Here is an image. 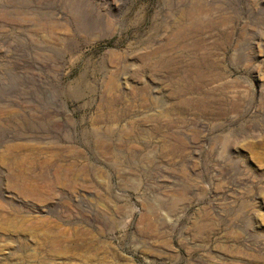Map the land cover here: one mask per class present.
Masks as SVG:
<instances>
[{
  "label": "rangeland",
  "instance_id": "374dc122",
  "mask_svg": "<svg viewBox=\"0 0 264 264\" xmlns=\"http://www.w3.org/2000/svg\"><path fill=\"white\" fill-rule=\"evenodd\" d=\"M177 26L180 99L134 73ZM0 264H264V0H0Z\"/></svg>",
  "mask_w": 264,
  "mask_h": 264
},
{
  "label": "bare ground",
  "instance_id": "6f19581e",
  "mask_svg": "<svg viewBox=\"0 0 264 264\" xmlns=\"http://www.w3.org/2000/svg\"><path fill=\"white\" fill-rule=\"evenodd\" d=\"M184 18L185 17L183 16L182 12L176 13V15H174L170 19L168 27H173V26H176V25H180L181 23H183ZM196 25L197 24H194L193 26L189 27L188 29L191 28V31L195 30L196 29ZM198 27H200V25ZM186 31L187 30L185 28H182L181 26H177V28L174 31H172V32H170V34H168V35L172 36V39L174 37V41L172 40V42L174 43L175 46L173 45L174 46L173 49L170 50L172 53H166L165 56H163L162 59L154 60V62L152 64V63H150L151 61H148L147 59L154 58L158 52L165 53L163 51V49L167 45L165 44L166 46H162V47H159V48H158V46H156L158 48V50L160 49V51H156L155 53H153L157 49L156 48L155 50L152 51V53H148V55H145L147 53L146 52L143 56H141L143 58L141 60L142 63L139 66L140 68H138V70H136L134 72L135 76H137V77L142 76L146 71L150 72L152 75H156V76L158 75L161 78L165 77V80L162 79L163 80L162 81L160 79V81L164 82V84L168 87L169 96H171V97L174 96V97L179 98V99H180V97L183 98V96L185 95V91L188 88V85L186 87V83L184 82L183 76L182 75H179V76L177 75V76L169 77L168 75H165V74L169 71V69L172 71V69L170 67V66H172L171 65L172 63L175 64L174 67L175 66H179L182 63V62L179 63V62H177V60H175V56H177V54H175V53H176V49L178 47L177 46L178 43L181 44V42H179V41H182V39H183L182 36L184 34L187 35V34L190 33V32L186 33ZM191 33L194 35L193 32H191ZM168 44H170V41H169ZM159 45L161 46V44H159ZM168 46H170V45H168ZM166 48H168V47H166ZM149 52H151V50ZM141 57H140V59H141ZM171 57L174 58V61H171L172 59L170 60ZM178 60H179V58H178ZM146 61H148V63ZM190 64H193L192 65L193 67H201L202 64H205V65L207 64V66H209V67H215V66L218 67L216 61H214L213 59H208L205 54L202 55V58H201L200 61L198 60V61L192 62ZM190 64H188V65H190ZM193 70H195V69H193ZM177 72H178V70H177ZM203 73L201 74L202 77H203ZM170 74H171V72H170ZM205 74H206V72L204 73V75ZM174 75H176V74H174ZM207 76H208V78H210L209 75H207ZM198 77L199 76H197V78H196L197 80H198ZM186 82H190V80H187ZM150 86H151V84L149 82H143V85L141 87H137L136 85H134L132 87L131 91H125V87L123 85V82L122 81H119V82L117 81V83H116V91L123 98L124 101L125 100H126V102L127 101L128 102L131 101V103H132L131 105H136L137 102H138L139 104H137V106L140 105L141 107L149 109V111L144 114L143 121L152 122V123H163L165 121L173 120L174 118H176L177 116L175 114L177 113L176 109H177V107H179L178 106L179 102L177 101L174 104H172L171 107H168V104H167V102L164 99L155 96L153 94V92H151L152 89H151V91L149 90ZM157 108H161V110L159 112H156V113L152 112L153 110H156ZM119 109L121 110L120 112H117L114 115L111 114V117L108 119L109 121L120 120L125 115L129 114L127 109H123V108H119ZM168 147L169 146H167V143H163L161 145V151L163 153H169V149L170 148H168ZM71 163L72 162L65 163L62 167H60L59 170H63L64 173H66V174H70V175L72 174L73 175L76 172V168H75L76 165L75 164H71ZM32 174L35 175V176H38L40 174V172L36 170V172H33ZM32 179L35 180L36 178L34 176L30 175V174H25L24 177H23V182L17 183V187H18V189H20L21 193H23V194H32V195L36 194L35 191H34V188L30 187L31 186L30 183H31Z\"/></svg>",
  "mask_w": 264,
  "mask_h": 264
}]
</instances>
